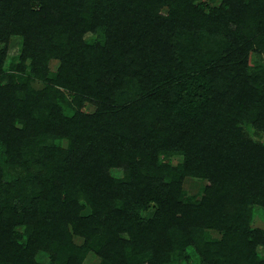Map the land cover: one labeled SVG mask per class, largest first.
<instances>
[{"label":"trees","instance_id":"trees-1","mask_svg":"<svg viewBox=\"0 0 264 264\" xmlns=\"http://www.w3.org/2000/svg\"><path fill=\"white\" fill-rule=\"evenodd\" d=\"M0 46V264H264V0H0Z\"/></svg>","mask_w":264,"mask_h":264},{"label":"rangeland","instance_id":"rangeland-1","mask_svg":"<svg viewBox=\"0 0 264 264\" xmlns=\"http://www.w3.org/2000/svg\"><path fill=\"white\" fill-rule=\"evenodd\" d=\"M163 12L166 11V9L162 10ZM16 39V38H15ZM13 39L11 42V46L8 49V56L6 59V66L9 64V61L11 59V57L13 55H15L17 52H19L21 46H20V42L19 40H15ZM18 43V44H17ZM1 48V46H0ZM253 55V54H252ZM261 58L264 60V53L261 55ZM258 59V56H251V60L255 61ZM253 63V62H252ZM58 65V62L56 60H52L49 64L50 68L52 70L56 69ZM35 85V84H34ZM39 87L41 85H38ZM90 105L85 104L84 109L85 110H91L89 108ZM247 133L252 136L253 139L258 140L262 143H264V132L261 131H255L252 127H246ZM66 141H62V145H65ZM171 163H176L178 161L181 160V157H173L169 159ZM111 174L113 176H119L121 174V169H112L111 170ZM205 181L200 182V181H195V180H191V179H185L184 183H183V187L186 190V192L188 193V195L193 196V195H197L199 197V194L201 192V189L204 186ZM155 210V204H151L149 209H147L146 211H143V216L148 218L150 217L153 212ZM250 226L252 228L258 227V228H263L264 227V209L258 206H254L253 207V214H252V220L250 222ZM209 234L212 238H220L221 237V233L216 231V230H209ZM258 252L259 255H261L262 257H264V248L263 247H259L258 248ZM189 257L182 262V264H195L197 261V256L194 255L193 253L188 252ZM46 257V256H45ZM45 257H43L44 259H46ZM97 258L95 257V255L93 253H89V255L87 256L86 259V264H97Z\"/></svg>","mask_w":264,"mask_h":264}]
</instances>
